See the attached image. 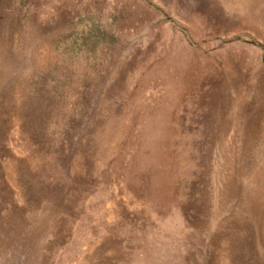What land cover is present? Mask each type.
Here are the masks:
<instances>
[{
  "label": "rangeland",
  "instance_id": "1",
  "mask_svg": "<svg viewBox=\"0 0 264 264\" xmlns=\"http://www.w3.org/2000/svg\"><path fill=\"white\" fill-rule=\"evenodd\" d=\"M0 264H264V0H0Z\"/></svg>",
  "mask_w": 264,
  "mask_h": 264
}]
</instances>
